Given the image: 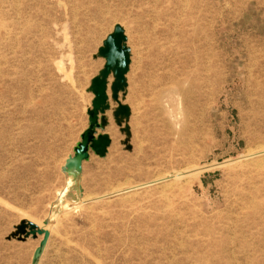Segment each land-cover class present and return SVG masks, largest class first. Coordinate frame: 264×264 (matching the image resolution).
<instances>
[{
  "label": "rangeland",
  "instance_id": "obj_1",
  "mask_svg": "<svg viewBox=\"0 0 264 264\" xmlns=\"http://www.w3.org/2000/svg\"><path fill=\"white\" fill-rule=\"evenodd\" d=\"M261 89L264 0H0V264H264Z\"/></svg>",
  "mask_w": 264,
  "mask_h": 264
},
{
  "label": "water",
  "instance_id": "obj_2",
  "mask_svg": "<svg viewBox=\"0 0 264 264\" xmlns=\"http://www.w3.org/2000/svg\"><path fill=\"white\" fill-rule=\"evenodd\" d=\"M125 37L123 32L118 29L116 34L109 38V40L105 44V49L101 50V54L108 58V64L106 66V70L102 73L101 78H97L93 82L94 92L97 96L94 107L95 112L93 114L92 122L93 124L96 122V114L97 112L106 104V78L110 74L112 70L117 75L118 83L116 84L117 91L122 88V83L124 82V75L128 69L129 64V55L122 48V44L125 41ZM92 130H90L85 138L86 141L92 138ZM110 144V140L108 137H101L99 141L94 142V148L97 152L104 154L106 147ZM46 236H48L46 234Z\"/></svg>",
  "mask_w": 264,
  "mask_h": 264
},
{
  "label": "bare ground",
  "instance_id": "obj_3",
  "mask_svg": "<svg viewBox=\"0 0 264 264\" xmlns=\"http://www.w3.org/2000/svg\"><path fill=\"white\" fill-rule=\"evenodd\" d=\"M109 38H111V37H109ZM109 38L107 39V41L109 40ZM122 48H123V50H124V47H123V44H122ZM102 49H104V48H102ZM125 51V50H124ZM262 90V89H261ZM259 90L260 91V93L262 94L261 95V97L264 95V91L262 90ZM261 105H263V107H264V102H261ZM262 150V149H261ZM251 154V153H250ZM257 155H260V156H264V150L263 151H258L257 153H256ZM256 154H254V155H256ZM254 157V156H253ZM256 157V156H255ZM257 157H259V156H257ZM253 159V158H252ZM250 160V159H249ZM263 160V159H262ZM188 171V170H187ZM183 172V173H180V174H178L176 177H180V178H184V177H187V176H190L191 175V172ZM204 171V170H203ZM167 180V177H166V179H161L160 180V182H165ZM169 180V179H168ZM174 180V179H173ZM178 180V179H177ZM170 181V180H169ZM168 181V182H169ZM167 182V181H166ZM174 182V181H173ZM124 185V184H123ZM138 187V186H137ZM167 187V186H166ZM170 189V188H169ZM131 191V190H130ZM125 192V191H124ZM124 192H122V193H124ZM129 192V191H128ZM128 192H126V193H128ZM121 193V192H120ZM121 193V194H122ZM125 194V193H124ZM112 195V194H111ZM128 196V195H127ZM131 196V195H130ZM102 198V197H101ZM64 204V203H63ZM62 207V206H61ZM63 209V208H62ZM65 209V208H64ZM62 211V210H61ZM66 212V211H65ZM27 217V216H26ZM37 220V219H36ZM34 222V221H33ZM41 226H44V225H42L41 224ZM47 226V225H46ZM45 227V226H44ZM43 227V228H44ZM46 228V227H45Z\"/></svg>",
  "mask_w": 264,
  "mask_h": 264
}]
</instances>
